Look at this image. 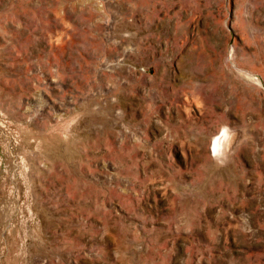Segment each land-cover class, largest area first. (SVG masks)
<instances>
[{
	"label": "rangeland",
	"instance_id": "1",
	"mask_svg": "<svg viewBox=\"0 0 264 264\" xmlns=\"http://www.w3.org/2000/svg\"><path fill=\"white\" fill-rule=\"evenodd\" d=\"M0 264H264V0H0Z\"/></svg>",
	"mask_w": 264,
	"mask_h": 264
},
{
	"label": "bare ground",
	"instance_id": "2",
	"mask_svg": "<svg viewBox=\"0 0 264 264\" xmlns=\"http://www.w3.org/2000/svg\"><path fill=\"white\" fill-rule=\"evenodd\" d=\"M227 133L225 132H222L220 133L219 135L215 136L213 138V140L211 141V148H210V151L212 153V155L214 157L219 158L220 160L223 159L224 157V147L226 145V141H227ZM230 146V145H229ZM231 147V146H230ZM229 147V148H230ZM229 150V149H228ZM227 152V151H226ZM227 155V154H225ZM218 159V160H219ZM224 161V160H223ZM226 161V160H225Z\"/></svg>",
	"mask_w": 264,
	"mask_h": 264
}]
</instances>
